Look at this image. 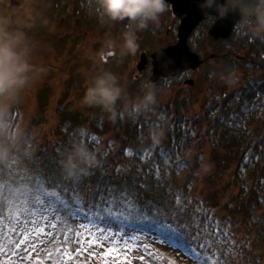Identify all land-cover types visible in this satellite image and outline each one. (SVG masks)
<instances>
[{
	"label": "rangeland",
	"instance_id": "rangeland-1",
	"mask_svg": "<svg viewBox=\"0 0 264 264\" xmlns=\"http://www.w3.org/2000/svg\"><path fill=\"white\" fill-rule=\"evenodd\" d=\"M17 1L18 3L14 5L12 0H0V15H10L19 26L24 28L35 45L33 63L45 69V72L41 74L36 82L22 93L21 101L18 105L22 110V118L17 121L21 122L25 129V141L31 142L36 150L39 146L42 147L41 144H46L51 148L56 140H63L65 143L67 142L70 150L73 143H83L81 139L85 138L86 133L82 131L78 133V129L87 128L92 132H103L106 134L104 136L105 142L111 139L118 144L124 142L121 133V131H124L121 127L122 125H115L108 118V114L98 107H91V116H89V107L83 106L81 101L86 88L101 70L117 69L118 65L121 66L125 73L122 71L123 75L117 76L120 79H126L132 85V87L129 86V88L125 89L127 97L135 99L140 93L138 84L145 76V72L139 74L136 70L138 52L134 56L121 57L120 45L122 44V36H118L116 33L109 35V27L105 25L102 27H91L88 25L90 23H87L84 27V32L77 31L72 33L69 29H66L72 21L65 17L62 10H53L54 6L50 2L43 0ZM233 4H235V1L230 3L232 6ZM41 9L43 11H52L54 15L53 22L45 15L39 18L38 13ZM168 17V25L172 27V25L178 24V20L171 18V14ZM62 18L63 24H60L59 20ZM42 20H48V25H42ZM210 27L211 23L207 21L201 26L199 35L193 36L194 41L197 42V50L207 56V62L201 71L193 72L186 83H183L182 80L177 82L170 81L159 87L162 89L155 87L156 96H159L157 106H165L167 111L163 109L164 113L169 117L160 122L159 125L146 126L145 132L163 128V124L165 127L167 119L170 118L173 120L172 131L174 134L184 129L186 133H190L191 141L187 144L185 151L191 161L177 170V173L173 174L169 180L166 178V181H171L172 187L174 185L184 186L186 191L188 188L195 189V195L201 196L210 207H216V209L213 208L215 210L214 215L219 216L218 218L220 219L214 216L210 221H215L221 226L224 219H229V216H232V221L237 229L234 230L238 231L235 233L233 241L236 240L240 244L246 239L245 234L253 236V241L250 240L243 243L242 247L240 245L236 246L233 252L235 264H264V239H262L263 237H257L264 228V208L255 210L251 222L246 213H238L236 219L233 218L235 213L229 211L232 204L239 202L240 204L238 205L242 206L250 199V197L245 199L242 196V183L246 182L244 177H240L238 185L232 183L227 185L224 176L222 180L218 181L221 183L219 186L212 188L209 182L212 180L209 179L212 172H220L221 159L224 157L229 160L231 153V148H221L219 152L215 151L217 145L214 146V139H211L214 121V117L210 114L212 106L217 104L218 98H221L223 101V107L219 111L221 112L225 109V102L229 106L231 103L228 102L236 96H241L243 93L247 94L249 91L253 93V90L257 88L259 89L256 92H260L261 86L264 85V48L259 43L257 45L256 41L253 43L256 44L257 50L251 49L249 44H243L241 42L242 34H234L225 41H214L207 34V30ZM159 32L162 35L159 42H155L152 35L146 34L139 44L140 49L152 52L153 49L161 46L166 48L174 43L173 29L168 34L166 29L159 30ZM78 33L84 34V40L81 42L76 38ZM141 36L142 33L138 37ZM236 36H238V40H235L234 37ZM110 39L116 42V48L113 59L106 62L102 57L106 56L108 52L110 54L113 53L107 48V42ZM226 49L230 50V53H226ZM212 71L215 72L216 78L210 80ZM255 85L257 88H254ZM46 103L48 105L45 110H40L39 106ZM122 103V101H118L117 110ZM180 103L182 105L178 106ZM207 105L209 106L208 109H206ZM219 112H216L214 116L218 115ZM155 113L156 117L160 114V112ZM96 115L101 116L105 124L103 129L95 127L94 116ZM232 117L229 115L230 119ZM247 117L254 118L251 115ZM168 122L170 124L172 121L168 120ZM261 123L264 129V120ZM197 124L199 130L194 129ZM65 130H68V134H65ZM73 133H76V135ZM221 133L222 131H219L218 135ZM150 135L151 133H147V137ZM253 137H248L250 143L254 142L255 139ZM147 141L150 140L147 138ZM137 145L138 141H135V147H138ZM174 148L176 149L177 146L175 145ZM44 154L46 155V153ZM236 157L238 158V156ZM231 158L234 159L232 156ZM171 163L176 164L172 159ZM190 165H193L192 168L193 172L195 171V175L191 174L192 171L189 172ZM206 168L207 170H205ZM190 174L192 175L190 182L187 184L183 183ZM260 175L264 177L263 174ZM246 178L247 182L251 184L255 181L256 176L249 175ZM159 180L162 191L167 192L165 187H163L166 184L165 179L159 176ZM223 184L229 188L230 192L224 199L225 194L221 192ZM17 191L22 196L23 189L18 188ZM7 196L6 203L8 207L16 204L22 206L25 211L20 215H11L8 211L4 221L2 220L0 224V232L7 238L0 239L4 252V254L0 255V264L5 262L3 261L4 257H12V262H7L16 264L15 262L19 259L21 253L24 252V249L34 252L48 250L50 247H52L50 252H54L55 255L48 259V264H58L56 260H62L64 257V253L57 251L58 246L55 245L62 240L63 234L59 219L60 214L54 210H49L41 218V222L37 224L34 217L26 214L28 211L36 212L37 210L32 207L33 205L26 195L20 198L15 193L10 192ZM211 196L213 199H211ZM209 197L210 199H208ZM23 218H26V221ZM28 220H32V223L27 224ZM18 221L25 222L28 230L18 227ZM49 221H51V226ZM197 223L200 224V221H194L195 225ZM80 224V222L75 220L67 228L78 234L77 244L79 247L76 256L71 257L67 264L85 261H89L91 264H145L144 259L139 263H135L139 260V257L133 261L131 257L123 252L129 245L128 239H125L126 237L123 238L124 242H121L120 237L109 236V234L97 239L100 234L96 230L90 227L81 229ZM204 225L205 220L201 226L202 229ZM213 227H215L214 224H208L209 230ZM9 230L15 239L24 244L23 247L20 243L13 244V239L8 234ZM109 239H111V242H109ZM217 243L222 246L227 244L223 241ZM11 244L15 246V250L18 252L16 256H8V250L13 249ZM17 244L19 245L18 247L16 246ZM153 246L159 248L160 251L169 257L173 256V253L171 254L164 246L156 244ZM133 248L137 249L136 243ZM243 249L248 251L240 257ZM66 251H68L67 248ZM7 262L6 264H8Z\"/></svg>",
	"mask_w": 264,
	"mask_h": 264
},
{
	"label": "trees",
	"instance_id": "trees-1",
	"mask_svg": "<svg viewBox=\"0 0 264 264\" xmlns=\"http://www.w3.org/2000/svg\"><path fill=\"white\" fill-rule=\"evenodd\" d=\"M238 1L239 4L241 3L240 5H242L244 2V0H242V2L241 0ZM247 2H249V0H247ZM250 3H254V0H251ZM241 42L243 44H249V46H251V49H258L256 44H254L243 32L241 36ZM256 42L257 45L264 44V42H258V40H256ZM254 88H257V86L255 85ZM258 89L259 88L253 90V93H251V91H249L247 94L243 93V98V95L236 96L234 99L228 102L231 103L229 106L228 104L226 105L225 102V109L220 114L227 117H229V115L233 116L231 118L233 127L225 130L228 128L226 124L225 129L220 135H218V132L220 131V129H223V127L221 126V124H219L217 119L215 123L216 127L212 134L214 138L213 144L214 146L217 145L215 148L216 152H219L221 148H231V153L229 160L224 157L221 159L220 172H212L211 178H209L212 179L209 182L211 184V187L214 188L215 186H219L221 184L218 181L222 180L223 176L225 177L227 185H229L230 183L238 185L240 177H244V180L246 182L242 183V196L245 199H248L250 197V199L242 206L238 205L240 204L239 202L236 204H232L229 211L235 213L233 218L236 219L238 217V213H246V216L248 217V219H250V222L252 221V217L255 214V210L257 211L260 208L262 210L264 208V177L260 175H264V148L262 149L261 146H259L260 150L258 148H249V145L258 144L261 139H264V129L263 124L261 123V121L264 120V85L261 86L260 92H256L258 91ZM165 111H167L166 108ZM161 112L162 113H160L157 117L156 113L147 114L146 116L143 115L139 117V122L137 124H133V119L129 118L128 122L126 123L128 126L127 128H129L136 137L140 136V138H143V132L139 130V123L142 124L143 128L145 126H153L157 124L159 125V123L162 122L158 119L161 114L163 115L164 120L169 117L166 115V113H164V110H162ZM88 114L89 116H91V110H89ZM248 115L254 116V118L247 117ZM94 118L95 127L101 129L105 127V124L100 115H96L94 116ZM14 119L18 120V117L15 115ZM168 120L172 122L169 124ZM246 124L248 125L246 126ZM120 125L121 123L118 126ZM170 125H173V120L169 118L167 119V125L165 127L163 124L164 135L159 142H155L152 139L151 135L148 137L146 135V137L150 140L147 141L146 144H151L150 147L147 148L150 155L146 154L143 161H140L139 158H128L129 156L126 154V150L133 143V140L131 138H129L128 140H130L132 143L125 142V139H127L128 137H124V142L120 144H118L114 140H109L102 143L101 140L104 134L98 133L100 138L92 139V145L88 143H86V145L96 154L97 159L100 161V164L99 166L89 168L88 171L85 174H82L78 179H71L67 177L64 172L62 161L64 159V156L66 155V152L68 151V148L64 147L63 140H56V142L50 149V153L47 152L48 158H41L40 155H37V158L34 151L29 155L25 154L22 148L14 147L12 160L6 165H0V197H2L3 199H7L8 193L13 192L16 196L22 198L24 195H26L27 190V184H25L23 180L26 181L27 178L33 176L44 178L47 176V174L50 173H60L63 177H65L64 183L67 185H77V183L80 182L85 185H90L91 193L88 192L86 194V197L90 201H93L94 199H96V188L99 187L103 189V187L107 185V179L102 180L100 179V177H114L115 170L117 166L120 165L119 168H122L126 175L115 177V179L112 180V183L120 184L121 181H126L127 191L132 195H138L139 206L147 207V205L145 204V202H147V204L152 205V207L148 208L153 209L155 207V204H157L163 209L168 210L172 215H179L182 220L188 221L189 224L191 222L193 223L195 220H199L201 227V217L202 215L205 216L204 211H202L201 209L205 208L212 210L213 208L216 209V207H210L206 203V200H204L201 196L195 195L193 197L187 198L185 200V205L178 208L176 207L174 199L172 197H169L167 192L162 191L159 185L160 183L157 184L154 176L152 174H147L155 164L158 165V175L160 177L165 176L166 178H168V180L171 178V169L169 167V163H171V161L166 163L164 160H162L157 155V150L159 149H166L173 152L172 160L175 161L174 163H176L177 158L180 161L185 162V164L191 161L189 160L185 151V149L187 148V144L190 142V137L188 135L189 133H184V131L182 132L179 130L180 133L175 135L173 132H171ZM127 128L124 126V131H127ZM150 133L151 132L148 131V134ZM248 137L256 138V140L252 143H250V141L242 140L248 139ZM96 143H98L99 145L97 146ZM155 144L157 145V147H152ZM175 145L177 146L176 149L174 148ZM251 151H253L250 158L251 160L250 162L246 163L242 155L245 153H248L250 155ZM40 153L44 155L43 152ZM236 153H239L241 155L238 156L239 159L235 156ZM104 155L107 156L105 157ZM231 156L234 159H232ZM49 161H51V163H49ZM245 163L246 165H244ZM174 167H176V164H174ZM192 167L193 165H190L189 172L192 171L191 174L195 175V171L193 172ZM137 169L143 170V172ZM191 174L187 176L189 177V182L190 178L192 177ZM247 175H255V181H253L251 184L248 183L246 178L248 177ZM134 181L137 182L136 184L143 185V187L133 186ZM28 184H31L33 188V200H40L41 197L35 193V184L31 181H28ZM93 185H96V187H93ZM45 187L48 188V191H50L56 199L65 201V195L63 192L55 188H50L47 184L45 185ZM18 188L23 189L24 192L21 193L22 196L19 195L17 191ZM221 192L225 194L223 199L230 193L229 188L225 184L222 185ZM75 195H80V197L85 198L83 192H81V194ZM75 195L71 196V203L68 206L76 207ZM208 199H210V197ZM211 199H213L212 196ZM188 201H190V203ZM200 202H202V204ZM31 204L33 205L32 201ZM50 210H54V207ZM175 219L178 220L177 217H175ZM225 221L228 225V234L234 238L235 233H237L238 231L234 230L236 229V227L234 226V222L232 221V216H229V219H225ZM193 227L197 230L196 225ZM263 230H261L260 234L257 235L258 238L263 237L262 239H264ZM245 236L246 239L243 240L242 243L238 244L236 240L235 243L241 246L243 243L249 242L250 240L253 241V236H250L249 234H245ZM232 250L233 249L229 246V244L222 246V260L225 261L226 264L235 263V256L233 255ZM246 251L248 250L243 249V253L241 252L240 257H242Z\"/></svg>",
	"mask_w": 264,
	"mask_h": 264
},
{
	"label": "clouds",
	"instance_id": "clouds-1",
	"mask_svg": "<svg viewBox=\"0 0 264 264\" xmlns=\"http://www.w3.org/2000/svg\"><path fill=\"white\" fill-rule=\"evenodd\" d=\"M167 0H89V9L101 22H124L120 56H134L138 49V31L147 30L150 24H158L160 17L168 10ZM209 13L217 9L216 0H204L202 5ZM240 19L235 30L245 33L255 42H264V0L237 5ZM107 48L114 52L116 42L109 40ZM35 45L22 26L10 15H0V165L8 164L13 158V148H22L25 154L34 149L25 141V129L21 122L14 119V112L21 101L22 93L45 72V69L33 63ZM143 95L129 99L119 84L118 78L110 71L101 70L86 88L81 104L86 107H98L108 118L115 122L118 115L126 114L130 119L155 112L157 105L156 88L147 84ZM122 101L121 113L117 104ZM158 119L164 120L161 114ZM164 129L151 130L152 139L159 142ZM67 177L78 179L89 168L99 166L96 154L82 142L73 143L62 161ZM207 170V168L205 169ZM11 215H20L25 209L12 204L8 207Z\"/></svg>",
	"mask_w": 264,
	"mask_h": 264
},
{
	"label": "snow or ice",
	"instance_id": "snow-or-ice-1",
	"mask_svg": "<svg viewBox=\"0 0 264 264\" xmlns=\"http://www.w3.org/2000/svg\"><path fill=\"white\" fill-rule=\"evenodd\" d=\"M157 155L167 163L171 161L173 152L166 149H159L157 150ZM184 166L185 162L177 158V170ZM139 171L143 172V170ZM147 174H152L157 184H159L158 165L154 164ZM120 175H126V173L122 168L118 167L115 170L114 177H100L102 180L107 179V185L103 189L96 188V199L88 203L87 207L91 208V211H86V214L83 216L84 222L80 224L81 229L90 227L100 234L97 236V239H100L105 234H109V236L120 237L121 242H124V237H127L128 241H131L137 233L147 232L161 243L182 250L196 264H213L212 257L207 255L208 250L212 247L213 241L227 243L230 240L227 231L217 222L210 221L207 214H205L204 228L202 229L200 224L197 223V231L195 233H189L188 235L180 231L181 226L165 221L151 220L147 214V208L152 207V205L145 202L147 207L139 206L138 195H132L127 191L126 181H121L120 184L112 183V180ZM64 179L65 177L60 173H50L44 178L33 176L27 178L25 181L27 184L26 197L29 201L33 202V207L37 209L36 212L28 211L26 214L34 217L37 224L41 222V218L44 217L45 213L49 212L53 207L54 211L60 215H67L70 211L68 205L71 203V196L79 193V186L76 184L67 185L64 183ZM28 181L35 184V193L41 197L40 200H33V188L31 184H28ZM46 184L50 188H55L63 192L65 201L56 199L48 191V188L45 187ZM133 186L143 187V185L136 184L135 181ZM130 198L137 205L136 209L129 207ZM188 202L190 203V201ZM200 203L202 204V202ZM41 205L43 206L41 207ZM126 212L127 215H125ZM26 223L31 224L32 220H28ZM209 223L215 225L211 230L208 229ZM49 224L51 226V221H49ZM18 227H23L26 231L28 230L25 222L18 221ZM0 239H7L3 236L2 232H0ZM66 239L73 240L74 237L69 236ZM109 242H111V239H109ZM16 246L18 247L19 245L17 244ZM2 254H4L3 244L0 243V255ZM214 264H225V261L217 259Z\"/></svg>",
	"mask_w": 264,
	"mask_h": 264
},
{
	"label": "water",
	"instance_id": "water-1",
	"mask_svg": "<svg viewBox=\"0 0 264 264\" xmlns=\"http://www.w3.org/2000/svg\"><path fill=\"white\" fill-rule=\"evenodd\" d=\"M171 2L175 9V14L182 16L187 15L186 19L182 20L181 27L179 29L180 42L177 46L172 47L170 50L165 51L168 58L163 57L161 53L154 54V59H156V69L154 82L160 77H169L178 72L184 71L186 69L192 68L196 69L202 62L199 57L192 54L188 47V38L193 31V29L201 21L199 16L202 10V5L204 0H168ZM219 0H217V9L212 11L213 15L219 16L220 12L218 9ZM208 11L205 9V14ZM240 19V13L238 10L233 9L226 17L218 20L215 26L209 31L210 36L214 40L227 39L229 38L232 29L236 22ZM175 56L178 62H173L172 58ZM186 56V57H185ZM200 61V62H199ZM172 62V66H171ZM165 64L167 68L165 69Z\"/></svg>",
	"mask_w": 264,
	"mask_h": 264
},
{
	"label": "flooded vegetation",
	"instance_id": "flooded-vegetation-1",
	"mask_svg": "<svg viewBox=\"0 0 264 264\" xmlns=\"http://www.w3.org/2000/svg\"><path fill=\"white\" fill-rule=\"evenodd\" d=\"M170 14H171V18H175L176 20H178V22H180V21L182 20V18L174 16V14H172L171 11L167 14L166 19L169 18L168 16H169ZM182 16L184 17V15H182ZM206 21H210L211 26L215 23V22H212V19H211L210 17L207 18ZM157 25H158V24H155V25L153 26V29L156 28ZM175 26H176V27H175ZM177 26H178V24H177V25L174 24V25H172L171 28H172L173 30H176V29H177ZM201 26H202V24H201V25L195 30V33H197V34L199 33ZM160 27L163 28V21H162V20H161V22H160ZM210 29H211V27H210V28L208 29V31H207L208 35H209V30H210ZM156 32H158V31H156ZM146 34H149V35L151 36V35H152V30L148 31ZM167 34H168V31H167Z\"/></svg>",
	"mask_w": 264,
	"mask_h": 264
}]
</instances>
